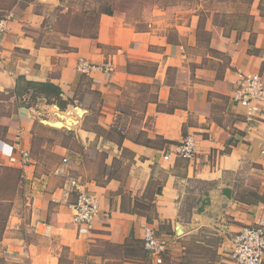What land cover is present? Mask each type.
I'll return each mask as SVG.
<instances>
[{
	"label": "crops",
	"instance_id": "1",
	"mask_svg": "<svg viewBox=\"0 0 264 264\" xmlns=\"http://www.w3.org/2000/svg\"><path fill=\"white\" fill-rule=\"evenodd\" d=\"M66 1L15 0V6L7 10L13 17L0 40V96L5 95L0 97V106L7 100L16 103L14 89L19 75L55 83L63 91L65 108L59 106V111L67 109V114L59 112V116L66 117L63 120L69 125L65 127L79 122L75 128L81 140L97 148L103 145L105 172L84 183L100 204L92 230L85 233L91 241L105 237L123 244L129 237L142 239L143 228L149 225L170 242L169 254L181 264L190 253L184 242L193 237L206 246L194 234L208 228L218 231L223 239L219 253L225 248L230 252L235 234L253 225L264 207L262 202L245 199L252 193L264 194V114L249 119L245 107L234 99L240 70L264 77V0H237L248 2L249 10L236 15L243 24L235 21L237 28L231 25L229 35L224 34V26L210 23L207 28L212 50L228 55L220 77L211 63L198 66L196 71L185 63L186 37L198 31L200 14L192 13L190 25L166 24L174 13L168 14L166 7L153 1L154 11L144 13L146 21H154V25L148 23L149 28H137L127 22L125 12L116 11L101 15L97 38L64 36L53 26L56 19L52 11L62 7L67 12ZM178 15L175 19L182 18ZM47 20L52 22L47 24ZM168 28H174L177 41L170 39ZM80 58L101 67L110 62L112 68L83 73L77 69ZM172 69L176 70L173 78ZM179 90L185 91L180 104L174 97ZM47 106L41 100L35 106L17 107L14 119L0 115V137L5 139H0V165L17 167L9 161L18 153L14 145L17 130H21L22 147L30 151L34 163L27 176L22 169L24 182L0 240V258L59 264L56 246L68 248L73 257L85 254L68 228L71 223L78 230L72 222V209L61 200L62 186L54 189L45 185L37 193L26 188L36 172L33 146L42 127L36 125V114ZM79 109L84 111L82 116H78ZM91 116L96 120L83 126ZM117 116L130 121L128 132H123L126 136L118 140L107 137ZM135 116L140 120L137 125ZM188 135L195 137L197 145L191 159L177 157L175 143L157 142L164 138L178 143ZM146 138L156 145L144 144ZM55 145L57 152L64 149ZM166 154L169 159H165ZM202 198L207 199V205L198 212ZM148 200L154 209L151 223L142 208ZM176 225L183 229L181 235ZM222 254L228 257H221V262L234 264L229 253ZM150 263L157 264L153 256Z\"/></svg>",
	"mask_w": 264,
	"mask_h": 264
},
{
	"label": "rangeland",
	"instance_id": "2",
	"mask_svg": "<svg viewBox=\"0 0 264 264\" xmlns=\"http://www.w3.org/2000/svg\"><path fill=\"white\" fill-rule=\"evenodd\" d=\"M68 1V2H67ZM66 3L69 6L70 12L61 11L59 8H55L52 13L55 16L54 24L60 23V25L67 26L71 21H74V18L78 14H84V10L88 9L91 5L90 1L97 2L99 0H67ZM116 2V11L125 12L127 17V22L137 26V28H149L151 25H154V21H146L144 13L148 15L154 11L152 2L158 1L159 6L166 7L167 13L173 12L174 18H171L170 21H165L164 23H178V24H187L190 25L192 21L193 14H200V25L199 29L193 33L194 36L188 35L186 37L185 46L186 47V64L192 70L196 71L198 66H203L204 64L214 66L215 71H218L217 77L222 76L224 65L228 62L227 53H222L219 51H214L211 48V33L208 32L207 28L210 26V23H213L218 26H224V34L229 35L231 33V25L236 21L239 25L243 24V21L236 19L239 14L245 15L248 13L249 4L248 2H238L237 0H114ZM95 5V4H94ZM15 6V0H2L0 2V15L7 14V10L12 9ZM62 8V7H61ZM64 10V8H62ZM179 13V17L175 16ZM193 13V14H192ZM85 16V15H84ZM90 16L86 14V17ZM172 16V15H171ZM209 20V23H207ZM52 21L47 20L46 23ZM150 23V24H148ZM165 24V25H166ZM166 27V26H165ZM167 33L171 37V40L177 41V34L174 28H168ZM217 57L220 60H216ZM203 57V58H202ZM203 63L195 64L194 61H202ZM222 60V61H221ZM211 61V62H210ZM221 61V62H220ZM220 63V67L218 66ZM176 75V70L172 69L170 72V77L173 78ZM185 91L179 90L175 94V100L180 104L183 102ZM0 96V97H4ZM5 98V97H4ZM53 104H48L45 110H40V113L36 114V125H42L41 129L39 128L34 139L33 146V158L36 164L35 178L33 181L26 186L28 190H31L35 193L41 191L45 185H49L54 189H58L62 186L61 180L58 176L54 174L55 167L61 162L64 157H67L70 162V167L75 173L76 176L81 178V182L84 184L88 179L95 176H101L105 172V158L106 152L103 150V145L97 148V145L93 143L84 142L79 138L76 132V126L72 127H56L50 126L44 123L42 120H57L65 119L66 117H61L56 112H61L67 114V109L59 111L57 107ZM171 106V105H170ZM17 104L13 101H6L0 106V115L12 117L16 113ZM72 116V115H70ZM79 116V115H78ZM74 117V116H73ZM78 118V117H77ZM80 118V117H79ZM96 116H91L90 120H86L83 126L91 125L92 122L96 120ZM135 124L137 125L140 120L138 117H133ZM130 127V126H129ZM113 132L107 134L108 138H114L118 140L120 138L119 130L113 126ZM133 129H136L133 128ZM99 133L106 135V132L98 129ZM126 133L128 130L125 131ZM136 134V132H135ZM157 142H161V139H158ZM55 144L62 146L64 149L58 150ZM128 156V153H127ZM79 166V167H78ZM121 168V167H120ZM122 169V168H121ZM0 176H3L4 179L0 182V188L6 189L13 187V190H10V195L14 201L16 194L22 187L19 182H16V172L11 170L3 171L0 169ZM47 181V182H46ZM103 182V180H98ZM46 182V183H45ZM11 189V188H10ZM144 205H149L148 208L144 209L145 213L149 216L150 220L154 217V209L150 200ZM143 211V210H142ZM143 211V212H144ZM25 213V211H22ZM11 215V214H10ZM10 217V216H9ZM9 220V218H8ZM8 223V222H7ZM151 223V222H150ZM69 229L72 230L73 239H78V247L80 249H85V254L80 256L73 257V253L69 251L66 247H58L54 249V252L59 257V264H117L120 263L113 258L120 257L116 249V243H112L107 240L105 237L98 238L96 241H91V237L88 234L82 232H76L75 226L68 223ZM199 239H202L206 242V246L201 242L193 241V237L186 240L184 244L190 248L189 257L187 260L181 264H226V262H221V257L227 258L229 250L228 248L223 249L222 253H219L220 247L222 246L223 239L220 236V233L215 229L204 228L202 231H198L194 234ZM131 237L128 238V240ZM196 238V239H197ZM142 241V239H141ZM143 245V243L141 242ZM202 244V246H201ZM145 248V247H144ZM117 254V255H116ZM99 257L102 255L103 258ZM101 256V257H102ZM107 258V259H105ZM139 257L133 256L134 259L131 262H126L125 264H151L150 261L146 263L138 260ZM117 261V262H115ZM0 264H30L28 260H14L7 259L6 257L0 258Z\"/></svg>",
	"mask_w": 264,
	"mask_h": 264
},
{
	"label": "built area",
	"instance_id": "3",
	"mask_svg": "<svg viewBox=\"0 0 264 264\" xmlns=\"http://www.w3.org/2000/svg\"><path fill=\"white\" fill-rule=\"evenodd\" d=\"M12 17L11 12L0 15V40L8 31V23ZM106 67L111 70L112 64L109 62L101 67L86 58H80L77 65V69L83 73H89L96 68L107 69ZM234 99L245 107L249 119L263 115V75L240 70ZM129 123L126 116H117L113 126L119 131L125 132ZM21 134V130H17L14 145L18 148V153L11 155L9 161L12 165L23 169L27 176L32 172L34 163L30 151L22 147ZM196 147L195 137L188 135L173 146V152L177 157L191 159L197 151ZM169 157V154L165 155V159H169ZM53 172L63 180L61 200L72 209V222L82 233L91 231L94 220L100 213L98 197L74 175L67 157L61 160ZM142 239L145 249L154 257L155 262L162 264L163 255L170 251V242L159 237L155 229L149 225L144 226ZM232 241L229 258L234 264H264V207L257 214L255 223L243 227L235 234Z\"/></svg>",
	"mask_w": 264,
	"mask_h": 264
},
{
	"label": "trees",
	"instance_id": "4",
	"mask_svg": "<svg viewBox=\"0 0 264 264\" xmlns=\"http://www.w3.org/2000/svg\"><path fill=\"white\" fill-rule=\"evenodd\" d=\"M90 2H91L90 3L91 5L88 7V9L84 10V14L83 15L78 14L74 18V21H71L67 26L60 25V23H57L56 21V24L53 25L54 27H56V31L63 33L64 36L73 34V35L82 36V37L97 38L99 27H100L101 15L102 14L113 15L116 12V2L114 0H99L97 2H92V1ZM58 8L61 11H63L61 7H58ZM69 12L70 10H68V13ZM86 14H89L90 16L86 17ZM244 19L246 18L244 17ZM199 25H200V20H199ZM233 27L237 28L236 24H233ZM64 36H61V37H64ZM250 44L251 45L254 44L252 38L250 39ZM14 93L17 98L16 104L18 107L35 106L39 101L45 100L47 104H53L57 102L59 106H61L63 109L65 108L62 102L61 95L63 91L61 87L49 81H45V82L33 81V80L26 79L25 76L23 75H19L16 80V86L14 89ZM160 107L162 108V106ZM172 111L173 109L169 110V112H172ZM112 130H114L113 127H112ZM119 133L122 139L126 136L125 135L126 133H123L122 131H119ZM183 134L186 135L184 131H183ZM0 139L3 141L5 140L3 139V136H1ZM159 139H161V142H160L161 144H165V143L177 144L175 141H172V140H168L164 138H159ZM143 143L146 145L152 146V145H156L157 142L152 139L146 138L143 140ZM0 169H2L3 171H6V170L15 171L16 172L15 179H16V182L20 183V186L24 182L23 181L24 178L22 175V169L13 167V166H5V165H0ZM3 179L4 177L0 176V182ZM10 188H6V189L0 188V240L2 239L4 235L5 229L7 227L8 218L11 214L12 207H13V200L10 195V190L12 191L13 187H10ZM245 199L248 201H254L256 203H259V202L264 203V194L260 195L258 193H252L251 197L247 196ZM199 201L201 203L199 207L197 208V211L202 212L205 206L207 205V199L202 198ZM190 205H191V202L187 204V208H189ZM148 207L149 205H144V203L142 204V208L146 209ZM186 214H189L188 211H186ZM147 220L149 222L152 221L150 220L148 215H147ZM130 239L131 240H128L127 238L123 244H115L116 249L120 256V257L113 258V260H117L118 262H120L117 264H125L126 262H131L134 260L132 259L133 256L139 257L138 260L144 263L152 260V256L144 248V244L143 245L141 244V242L143 243L141 239H138L136 237H131ZM102 258L104 259L103 256ZM178 261L179 259L174 260V257H172V255H170L169 252H166L163 255L162 264H175V263L179 264Z\"/></svg>",
	"mask_w": 264,
	"mask_h": 264
},
{
	"label": "bare ground",
	"instance_id": "5",
	"mask_svg": "<svg viewBox=\"0 0 264 264\" xmlns=\"http://www.w3.org/2000/svg\"><path fill=\"white\" fill-rule=\"evenodd\" d=\"M84 113L83 110H79L78 111V115L82 116V114ZM65 117V116H62ZM51 121V125L56 126V127H63V126H68L69 124H67L63 119H57V120H49ZM47 123V122H46Z\"/></svg>",
	"mask_w": 264,
	"mask_h": 264
},
{
	"label": "water",
	"instance_id": "6",
	"mask_svg": "<svg viewBox=\"0 0 264 264\" xmlns=\"http://www.w3.org/2000/svg\"><path fill=\"white\" fill-rule=\"evenodd\" d=\"M54 106L57 107L58 109H60L59 105L55 104ZM79 110H81V109H79ZM79 110H78V111H79ZM57 114L59 115L60 113L58 112ZM42 121H43L44 123L47 122L46 124L52 126V125H51V121L46 120V119H43ZM175 228H176V230H177L178 235H181V234L183 233V229H182L179 225H176Z\"/></svg>",
	"mask_w": 264,
	"mask_h": 264
}]
</instances>
